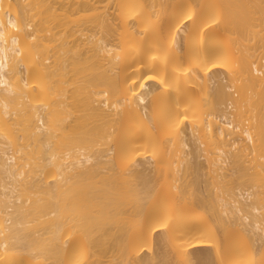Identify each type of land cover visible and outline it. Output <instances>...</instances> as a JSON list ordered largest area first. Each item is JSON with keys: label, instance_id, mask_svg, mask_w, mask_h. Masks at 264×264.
<instances>
[{"label": "bare ground", "instance_id": "1", "mask_svg": "<svg viewBox=\"0 0 264 264\" xmlns=\"http://www.w3.org/2000/svg\"><path fill=\"white\" fill-rule=\"evenodd\" d=\"M45 1L0 0V264H264V0Z\"/></svg>", "mask_w": 264, "mask_h": 264}, {"label": "rangeland", "instance_id": "2", "mask_svg": "<svg viewBox=\"0 0 264 264\" xmlns=\"http://www.w3.org/2000/svg\"><path fill=\"white\" fill-rule=\"evenodd\" d=\"M48 1V0H47ZM47 1H45L46 2V4H44V6L45 5H47L49 2H47ZM50 1V0H49ZM58 1H60V0H57V2ZM62 1V0H61ZM60 1V4L59 3H57V4H55V5H57V6H59V5H61V2ZM64 1H66V0H64ZM44 2V3H45ZM50 2H52L53 3V1H50ZM50 4V3H49ZM54 5V6H55ZM49 7V6H48ZM47 7V8H48ZM45 8H46V6H45ZM57 8V7H56ZM59 8V7H58ZM41 9H42V7H41ZM44 9V8H43ZM49 9V8H48ZM48 9H47V11H48ZM38 10H39V8H38ZM58 10V9H57ZM60 10V9H59ZM62 10V9H61ZM40 11H43V14H42V16H44V11H45V16L47 15V12H46V10L44 9V10H40ZM50 11V10H49ZM63 12V11H62ZM61 11H58L57 13H59V14H61L62 13ZM234 93V92H233ZM236 94V93H235ZM237 95V94H236ZM236 95H234V96H236ZM191 177V176H190ZM193 178H194V176H192ZM196 178V177H195ZM200 179V178H199ZM193 180V179H192ZM196 181H198L197 179H196ZM200 181V180H199ZM201 183V185L200 186H202V185H204L201 181L198 183V184H200ZM116 185V184H115ZM121 185V184H120ZM119 187H121V186H119ZM122 187H124V186H122ZM128 207V205H126V204H124V206H122L123 208L124 207ZM125 207V208H126ZM123 209V210H127V209ZM203 209V208H202ZM124 211V212H125ZM200 211H203V210H201V208H200ZM125 216V215H124ZM134 219V218H133ZM134 220H136V219H134ZM124 222V221H123ZM121 223V224H124V223ZM119 223V224H120ZM133 224L134 223H136V221H134V222H132ZM132 223H131V226H132ZM118 224V223H117ZM120 224V225H121ZM129 224V223H128ZM72 225V224H71ZM71 225H68V227H70ZM119 225V226H120ZM125 225V224H124ZM123 225V226H124ZM130 225V224H129ZM73 226L74 225H72L67 231H68V236L67 237H73V239L75 238L74 237V235H75V233L77 234V231L75 232V230L73 229ZM115 226V227H114ZM119 226L118 227H116V225H111V226H109V227H114V228H111L112 230V232H113V234H114V232H115V234L118 232V230H116L117 228H119ZM122 226V225H121ZM120 226V227H121ZM130 226V227H131ZM76 228V227H75ZM131 228H133V227H131ZM131 228H130V232H132L131 231ZM121 229V228H120ZM133 231H134V229H132ZM112 232H110L111 234H112ZM119 234V233H118ZM129 234V233H128ZM98 236H100V241H99V244L96 246V247H93V249H91V250H87L86 251V249H84L83 248V246H81V244H79V243H73V244H71V246L69 245V247H72L74 244H76V245H74L72 248H69L68 247V249H67V246H65V244H64V246L63 245H61L60 246V244H57V245H59V250H57V249H54L53 248V246H51V250H52V248L54 249V251L55 250H57L58 252L59 251H61L62 252V250H63V247H64V249H66L69 253H74V254H72V256L70 257H68V260H66V262H65V257H63V259H64V261L62 260V258H60L63 262H61L60 260L58 261V262H56V259L54 258V261L56 262V263H58V264H113L114 262H118V261H120V260H122V258H124L125 260H126V258L124 257V256H122L123 254H121V252H122V250H124V249H121V251L119 250V248L118 247H116V245L114 244V243H112L113 241L111 240V238H109L108 236L106 237V236H102V234H100V233H98ZM77 237V236H76ZM246 237H245V235H243V237H242V234L237 238L238 240L237 241H239V243L240 244H243V241L245 242V241H247L246 239H245ZM70 239V238H69ZM68 239V240H69ZM247 239H249L248 237H247ZM72 240V239H71ZM71 240H69V241H67V244H68V242H70ZM101 240H102V242H101ZM70 244V243H69ZM57 245H54L55 247H58ZM119 246V245H118ZM159 245H158V243L156 242V238H155V243H154V247H153V250L155 249L156 251H158L159 250V247H158ZM120 247V246H119ZM48 248H50V247H48ZM86 248H88V247H86ZM120 248H124V246L122 247H120ZM89 249V248H88ZM70 250H73L72 252L70 251ZM125 250H126V248H125ZM154 250V251H155ZM53 251V250H52ZM64 251L65 250H63V254H65L64 253ZM66 251V252H67ZM147 251V253H148V251L149 250H143V252L141 253V254H144L145 252ZM155 251V252H156ZM86 253V254H85ZM125 253V252H124ZM66 255V254H65ZM71 255V254H70ZM45 256V255H44ZM50 257V256H49ZM30 259V258H29ZM123 259V260H124ZM29 264H51L52 262H53V260H52V257L51 258H46L45 257V259H43L42 257H33V258H31L29 261ZM123 263V262H122ZM131 263H132V261H131ZM26 264H28V263H26ZM53 264V263H52ZM115 264V263H114ZM117 264V263H116ZM119 264H121V263H119ZM123 264H125V262L123 263ZM130 264V263H129Z\"/></svg>", "mask_w": 264, "mask_h": 264}]
</instances>
